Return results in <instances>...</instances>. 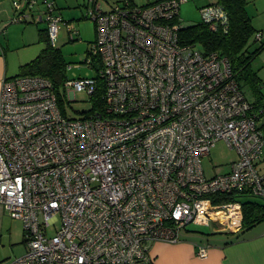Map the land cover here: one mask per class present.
<instances>
[{
	"label": "built area",
	"instance_id": "1",
	"mask_svg": "<svg viewBox=\"0 0 264 264\" xmlns=\"http://www.w3.org/2000/svg\"><path fill=\"white\" fill-rule=\"evenodd\" d=\"M188 1L118 0L108 10L89 0L96 38L86 62L97 76L67 80L66 101L102 88L104 104L82 117L63 111L46 76L3 80L0 204L24 222L26 252L0 264H153L151 244L179 242L193 224L241 227L242 202L216 196L264 199V105L254 107L227 56L182 41ZM38 3L26 0L28 9ZM43 3L37 18L54 46L63 25L78 34L54 0ZM200 11L227 29L222 4ZM222 140L237 158L208 177L203 158Z\"/></svg>",
	"mask_w": 264,
	"mask_h": 264
},
{
	"label": "rangeland",
	"instance_id": "2",
	"mask_svg": "<svg viewBox=\"0 0 264 264\" xmlns=\"http://www.w3.org/2000/svg\"><path fill=\"white\" fill-rule=\"evenodd\" d=\"M26 1V0H25ZM59 8V11L64 16L65 21H68L74 30L78 31L75 36L71 34L67 25H63L60 30L59 37L55 47L62 50L64 59L67 63V78L68 80H76L79 78H91L97 76V69L90 66L87 62L88 49L90 41L96 38V24L91 17H87L89 10V0H54ZM118 0H102L105 9H110ZM138 5H146L157 0H134ZM217 0H189L181 6L180 16L186 25L195 24L202 21L200 7L208 5ZM247 10L253 18V24L258 30H264V0H248ZM46 5L43 0H39L37 9H45ZM23 25H26L25 23ZM32 26L36 31V43L32 49H39L36 58L46 47V43L40 41L39 28H47L46 21L27 24ZM256 39L253 37L251 42ZM259 41L252 45L254 49L259 45ZM33 58V59H34ZM253 67L256 69L263 80L264 93V50L253 60ZM247 97L253 101L254 95L251 89L246 88ZM65 103V109L72 117H82L84 112L90 111L94 107V99L86 91L76 92V100ZM237 152L231 148L227 142L220 141L211 151V153L203 158V168L208 177L223 173L230 168L231 163L237 158ZM261 171L264 173V161L260 164ZM258 200L264 201L263 198L246 195L243 200ZM217 226V225H216ZM219 227V226H218ZM215 224L212 225H196L190 226L191 230L209 233L208 237L227 236V231L216 232ZM188 232L184 230L183 233ZM197 233L198 235L202 234ZM197 234H194L195 236ZM25 227L21 219L13 218L7 211L3 218V228L0 231V261L13 260L16 257L23 255L26 252Z\"/></svg>",
	"mask_w": 264,
	"mask_h": 264
},
{
	"label": "trees",
	"instance_id": "3",
	"mask_svg": "<svg viewBox=\"0 0 264 264\" xmlns=\"http://www.w3.org/2000/svg\"><path fill=\"white\" fill-rule=\"evenodd\" d=\"M248 2V0H217L215 3L222 4L229 15L226 30L222 26L214 29L210 24L201 21L195 24H185L180 29V36L182 41L198 45L205 53L216 51L223 56H227L231 61L234 77L245 92L246 88L251 89L254 100H249L254 107L259 108L264 105L263 80L252 64L256 56L264 50V38L260 41L256 38L253 42H251V39L255 35L257 36L259 32L264 33V30H258L253 24V18L247 10ZM40 41L45 42L46 47L35 59L21 67L19 75H42L50 78L55 85L59 104L65 112L66 89L64 86L68 80L67 63L62 50L52 44L48 28L40 30ZM257 41L260 44L251 49ZM102 91V88H99L96 94L92 96L94 107L84 113L92 112L104 104ZM246 195L249 194H227L220 198L216 196L215 199V202H220V200L221 202L234 200L242 202V227L238 233L240 235L264 221V201L243 200Z\"/></svg>",
	"mask_w": 264,
	"mask_h": 264
},
{
	"label": "crops",
	"instance_id": "4",
	"mask_svg": "<svg viewBox=\"0 0 264 264\" xmlns=\"http://www.w3.org/2000/svg\"><path fill=\"white\" fill-rule=\"evenodd\" d=\"M14 1L0 0V95L3 80L19 75L21 67L32 61L39 51L31 47L36 43L37 36L34 38L36 31L27 24L40 23L37 18L40 10L37 5L28 9L25 0L21 1L22 8L17 10ZM22 11L31 14V18L14 21ZM5 212L6 209L0 204V231ZM240 228L215 230L227 231L228 235L210 238L209 233L189 229L179 242H153L150 246L153 264H264V221L242 235L238 234ZM201 245L209 246L207 257L199 256Z\"/></svg>",
	"mask_w": 264,
	"mask_h": 264
},
{
	"label": "bare ground",
	"instance_id": "5",
	"mask_svg": "<svg viewBox=\"0 0 264 264\" xmlns=\"http://www.w3.org/2000/svg\"><path fill=\"white\" fill-rule=\"evenodd\" d=\"M238 228H239L238 224H237V225H235V229H238Z\"/></svg>",
	"mask_w": 264,
	"mask_h": 264
}]
</instances>
